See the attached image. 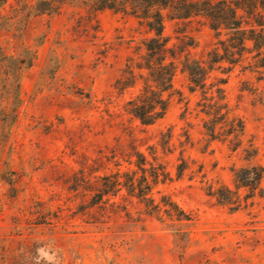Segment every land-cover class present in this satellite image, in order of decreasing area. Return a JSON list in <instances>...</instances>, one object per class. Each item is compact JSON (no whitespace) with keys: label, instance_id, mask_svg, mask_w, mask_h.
Here are the masks:
<instances>
[{"label":"rangeland","instance_id":"1","mask_svg":"<svg viewBox=\"0 0 264 264\" xmlns=\"http://www.w3.org/2000/svg\"><path fill=\"white\" fill-rule=\"evenodd\" d=\"M128 2L0 5V264H34L36 249L48 244L60 264H264V177L238 175L264 168L263 71L211 73L208 85L225 90L245 127L239 139H212L203 94L190 92L182 63L206 62L215 33L202 18L166 17L177 58L174 92L166 116L142 126L126 111L136 91L121 95L114 87L152 36L121 11ZM136 152L168 174L155 200L170 197L189 221L146 215L126 189L110 202L128 204L140 222L125 213L82 215L94 200L85 186L118 172L124 181Z\"/></svg>","mask_w":264,"mask_h":264},{"label":"trees","instance_id":"2","mask_svg":"<svg viewBox=\"0 0 264 264\" xmlns=\"http://www.w3.org/2000/svg\"><path fill=\"white\" fill-rule=\"evenodd\" d=\"M128 1L121 11L135 17L152 36L144 42L145 55L141 60L129 58L115 82L114 87L121 95L129 90L136 91L126 104L127 113L142 126H152L166 116L174 92L177 58L164 34L165 19L202 18L215 33L216 43L206 62L187 58L182 63L190 78V92L203 94L205 114L212 117L208 128L212 139L219 136L239 139L245 130L244 122L228 108L225 90L214 83L208 85V81L215 70L232 72L237 66L264 73V0ZM6 2L0 0V5ZM114 7V2L107 6L110 9ZM224 65L229 66L223 68ZM135 155V169L127 174L124 181L123 174L118 172L103 176L100 186H85V195L93 194L94 200L83 207L82 215L93 218V212H97L101 218H112L125 213L131 222H140L141 215L138 219L132 218L128 204L110 202L111 197L126 189L131 199L144 206L146 215L173 223L189 221L190 216L170 197L164 196L161 202H157L153 196L154 189L168 177L165 170L151 163L144 154L136 152ZM153 160L156 161L155 158ZM251 171L255 172L259 182L264 177V168L260 167L243 170L238 175L251 174ZM241 179L244 187L251 185L247 175ZM219 197L221 200L222 195Z\"/></svg>","mask_w":264,"mask_h":264},{"label":"clouds","instance_id":"3","mask_svg":"<svg viewBox=\"0 0 264 264\" xmlns=\"http://www.w3.org/2000/svg\"><path fill=\"white\" fill-rule=\"evenodd\" d=\"M58 251L54 250L51 244L38 247L36 249L34 264H60Z\"/></svg>","mask_w":264,"mask_h":264}]
</instances>
